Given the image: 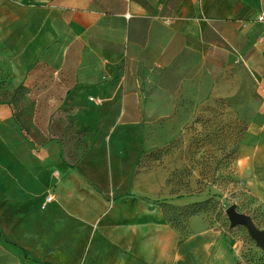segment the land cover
Wrapping results in <instances>:
<instances>
[{
	"label": "crops",
	"instance_id": "1",
	"mask_svg": "<svg viewBox=\"0 0 264 264\" xmlns=\"http://www.w3.org/2000/svg\"><path fill=\"white\" fill-rule=\"evenodd\" d=\"M262 6L0 0V61L9 81L20 85L36 66L53 68L62 81L50 96L61 100L59 112L84 147L69 163L60 143L46 140L29 161L0 137V264H245L238 242L203 213L188 219L181 237L158 202L204 198L175 194L168 174L136 164L146 145L144 116L172 130L195 103L259 99L234 168L251 211L264 216Z\"/></svg>",
	"mask_w": 264,
	"mask_h": 264
},
{
	"label": "rangeland",
	"instance_id": "2",
	"mask_svg": "<svg viewBox=\"0 0 264 264\" xmlns=\"http://www.w3.org/2000/svg\"><path fill=\"white\" fill-rule=\"evenodd\" d=\"M4 62L0 61V137L19 157L29 161L33 151L38 153L39 145L55 140L61 145L64 159L75 162L84 148L81 136L73 132L72 124L59 112L57 105L61 100L50 96L52 91L59 90L62 77L49 66H36L22 83L23 88L14 93L19 83L9 81ZM259 105V99L251 101L241 95L210 98L208 102L195 103L188 114L178 116L172 130L165 120L170 116L162 118L166 122L160 123L159 130L154 116L146 115V145L136 164L138 170L168 174L175 194L193 193L210 199L203 213L210 223L224 228L238 242L245 264H264V251L255 245L244 227L229 228L225 209L235 203L239 212L249 215L258 228L264 229V216L257 209L251 211V200L234 168L239 149L245 143L250 111ZM159 138L162 143H155Z\"/></svg>",
	"mask_w": 264,
	"mask_h": 264
},
{
	"label": "trees",
	"instance_id": "3",
	"mask_svg": "<svg viewBox=\"0 0 264 264\" xmlns=\"http://www.w3.org/2000/svg\"><path fill=\"white\" fill-rule=\"evenodd\" d=\"M22 88L23 84L21 83L15 88L14 93L19 92ZM210 201V199H203L200 201L192 202L185 206H175L163 201L158 202V204L163 212L165 220L169 222L175 229H177L182 237L187 234L186 224L188 219L193 215L203 213ZM182 221H184V224L179 225L180 223H182Z\"/></svg>",
	"mask_w": 264,
	"mask_h": 264
},
{
	"label": "water",
	"instance_id": "4",
	"mask_svg": "<svg viewBox=\"0 0 264 264\" xmlns=\"http://www.w3.org/2000/svg\"><path fill=\"white\" fill-rule=\"evenodd\" d=\"M225 214L230 229L236 226L244 227L255 245L264 251V229L258 228L249 215L239 212L235 203L230 204L225 209Z\"/></svg>",
	"mask_w": 264,
	"mask_h": 264
},
{
	"label": "built area",
	"instance_id": "5",
	"mask_svg": "<svg viewBox=\"0 0 264 264\" xmlns=\"http://www.w3.org/2000/svg\"><path fill=\"white\" fill-rule=\"evenodd\" d=\"M256 20L259 21V22H264V6L261 7V9H260V11H259V13H258V15H257ZM53 197H54V196L51 195V194L48 195V196L46 197V199H45L44 204H46V203L52 201V200H53ZM239 264H241V263H239Z\"/></svg>",
	"mask_w": 264,
	"mask_h": 264
}]
</instances>
